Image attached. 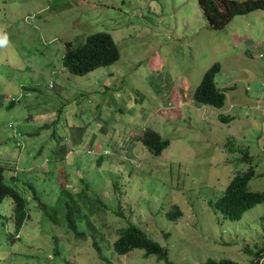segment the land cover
Here are the masks:
<instances>
[{
    "label": "rangeland",
    "instance_id": "1",
    "mask_svg": "<svg viewBox=\"0 0 264 264\" xmlns=\"http://www.w3.org/2000/svg\"><path fill=\"white\" fill-rule=\"evenodd\" d=\"M94 31L110 34L118 58L71 73L66 42ZM215 61L224 101L197 103L192 91ZM144 127L168 139L158 154L136 137ZM244 150L248 187L264 190V8L212 28L196 0H0V165L27 214L15 228L11 197L1 199L0 264H264L252 253L264 240V201L237 219L205 203L247 166ZM80 189L107 206L96 224L94 214L75 217L71 230L63 194ZM173 204L181 214L170 218ZM127 223L167 261L138 247L113 252Z\"/></svg>",
    "mask_w": 264,
    "mask_h": 264
},
{
    "label": "trees",
    "instance_id": "2",
    "mask_svg": "<svg viewBox=\"0 0 264 264\" xmlns=\"http://www.w3.org/2000/svg\"><path fill=\"white\" fill-rule=\"evenodd\" d=\"M196 1L203 17L212 28L222 27L235 14L245 13L255 8H264V0ZM117 58L118 50L110 34L106 31H94L85 35L83 41L75 47H71L66 42L62 63L71 73L83 74L97 66L110 64ZM218 69L219 64L215 61L203 70L197 85L192 91V100L211 106L222 105L224 93L215 85L213 80L214 74ZM136 137L153 154H158L168 144L167 138H162L156 130L149 127H144L142 133ZM101 158V156H97L96 162L100 163ZM241 159L247 160V166L243 170L233 173L222 188L221 193L214 200L209 199L205 202L206 205L212 206L223 217L228 219H237L245 209L253 206L255 203L264 201V190H253L248 187L247 182L254 174V167L250 164L251 159H249L246 150L242 153ZM12 182H16V177ZM117 186L114 181V187L118 188ZM74 194L68 190L63 194L66 197L64 214L66 226L71 230H75L76 228L75 217H82L88 223L90 221V214H94L93 222L95 223V219L97 218L96 211L107 206L105 201L96 192L87 193L84 189H80L76 197ZM91 194L93 197L90 196ZM6 195L11 197V218L14 227L17 228L22 224L27 215L25 210L26 200L13 186L5 182L3 166L0 165V201ZM81 210L82 212L78 214ZM166 214L170 218H175L181 214V210L176 204H173ZM95 240L97 241V239H94L92 244L97 250ZM111 247L112 251L116 253H125L132 248L138 247L143 249L145 255L153 253L156 255V258H163L164 261H167L165 249L132 223H127L118 228L117 234L111 242ZM245 250L248 253L251 252L250 249L246 248ZM252 253L253 256L264 253V240ZM251 259L253 260L254 258ZM252 260L246 264H256ZM199 264H237V262L229 257L219 259L208 257Z\"/></svg>",
    "mask_w": 264,
    "mask_h": 264
},
{
    "label": "clouds",
    "instance_id": "3",
    "mask_svg": "<svg viewBox=\"0 0 264 264\" xmlns=\"http://www.w3.org/2000/svg\"><path fill=\"white\" fill-rule=\"evenodd\" d=\"M64 53V52H63ZM63 56V55H62ZM63 64V63H62ZM64 65V64H63ZM65 66V65H64ZM66 67V66H65ZM8 125H12V123H11V121H9L8 122ZM13 134H14V139H15V143L17 144V142H19L18 143V145H21L22 144V142L20 141V139H19V133H18V131H13ZM15 175V174H14ZM16 235V234H15ZM15 235H13L14 237H15Z\"/></svg>",
    "mask_w": 264,
    "mask_h": 264
}]
</instances>
